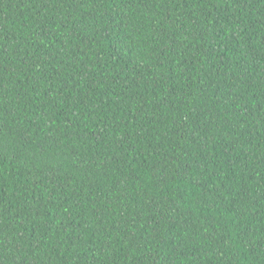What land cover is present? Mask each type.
I'll use <instances>...</instances> for the list:
<instances>
[{"label":"trees","instance_id":"trees-1","mask_svg":"<svg viewBox=\"0 0 264 264\" xmlns=\"http://www.w3.org/2000/svg\"><path fill=\"white\" fill-rule=\"evenodd\" d=\"M0 264H264V0H0Z\"/></svg>","mask_w":264,"mask_h":264}]
</instances>
